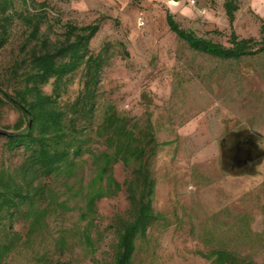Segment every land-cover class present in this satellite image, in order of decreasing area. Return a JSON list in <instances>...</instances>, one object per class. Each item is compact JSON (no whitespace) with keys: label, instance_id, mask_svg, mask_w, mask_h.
Wrapping results in <instances>:
<instances>
[{"label":"rangeland","instance_id":"374dc122","mask_svg":"<svg viewBox=\"0 0 264 264\" xmlns=\"http://www.w3.org/2000/svg\"><path fill=\"white\" fill-rule=\"evenodd\" d=\"M224 2L16 0L18 12L27 15L47 10L41 30L54 43L63 40L68 23L98 22L90 48L104 56L105 64L95 116L91 126L85 125L83 155L70 170L36 181L48 191L36 204L38 219L16 214L10 224L0 216V243L9 242L5 224L13 230L12 248L1 264H114L116 216L129 217L125 183L131 169L115 163L112 173L121 188L97 201L94 210L87 206L99 167L95 156L109 150L106 137L93 128L112 110L138 137L152 132L158 143L150 167L160 219L138 241L132 264H215L210 254L217 251L264 264V155L243 168L235 161L239 140H253L264 153V53L240 60L200 53L167 22L171 12L182 28L225 46L231 45L233 30L240 38L260 40L264 0H239L233 28ZM29 31L17 19L10 42L0 50V86L7 91L19 85L10 70ZM83 78V69L71 77L62 104L77 98ZM44 90L51 94L52 85ZM20 117L13 106H1L0 131L15 132L5 128L14 127ZM3 137L0 172L24 161L22 149L9 151Z\"/></svg>","mask_w":264,"mask_h":264},{"label":"trees","instance_id":"16d2710c","mask_svg":"<svg viewBox=\"0 0 264 264\" xmlns=\"http://www.w3.org/2000/svg\"><path fill=\"white\" fill-rule=\"evenodd\" d=\"M42 7L45 8L46 4L43 3ZM224 8L233 28L239 0H225ZM46 18V9L41 14L27 15L18 12L16 0H0V50L10 42L17 19L30 29L22 46L23 53L10 70L11 78H16L19 85L12 92L0 86V107L8 104L21 113L14 127L5 128L15 132L0 134V138L4 136L6 139V149H22L24 155V161L14 170L0 172V216L10 224L16 214L24 213L26 219H38L41 212L36 204L41 197L48 195V191L45 184L37 186L36 181L52 177L64 169L70 170L77 157L83 155L85 129L87 125L91 126L95 116L100 76L105 64L104 56L95 55L90 48L92 39L100 30L98 22L82 27L68 23L63 40L54 43L41 30ZM167 22L172 32L200 53L223 60H240L264 53V22L260 40L240 38L233 30L230 46L182 28L171 12L167 13ZM32 43L34 45L28 50ZM81 69L84 78L80 93L74 101L62 104L71 77ZM50 85L53 90L48 94L44 88ZM125 122L112 110L98 128H93L99 136L106 137L109 150L95 156L99 167L87 204L90 211L94 210L97 201L121 188L112 173L115 163L122 162L131 169V177L125 183L129 217L116 216L118 242L114 264H132L138 241L148 236L149 229L160 219L153 206L156 179L150 167V158L156 154L158 143L152 132H143V136L138 137ZM105 180L107 186L103 185ZM12 231L10 225L5 224V237L9 242L0 243V264L12 248ZM210 257L215 264H257L238 260L226 251L213 252Z\"/></svg>","mask_w":264,"mask_h":264},{"label":"flooded vegetation","instance_id":"af4514ba","mask_svg":"<svg viewBox=\"0 0 264 264\" xmlns=\"http://www.w3.org/2000/svg\"><path fill=\"white\" fill-rule=\"evenodd\" d=\"M236 149L237 155L235 161L238 163L240 168L257 162L264 155V153L259 150L258 144L249 139L239 140L238 144L236 145Z\"/></svg>","mask_w":264,"mask_h":264},{"label":"built area","instance_id":"2783aa9c","mask_svg":"<svg viewBox=\"0 0 264 264\" xmlns=\"http://www.w3.org/2000/svg\"><path fill=\"white\" fill-rule=\"evenodd\" d=\"M193 3H194V1H193ZM139 25L140 26H144L145 25V21L142 18L139 21Z\"/></svg>","mask_w":264,"mask_h":264},{"label":"water","instance_id":"95a60500","mask_svg":"<svg viewBox=\"0 0 264 264\" xmlns=\"http://www.w3.org/2000/svg\"><path fill=\"white\" fill-rule=\"evenodd\" d=\"M0 134H5V133L0 131Z\"/></svg>","mask_w":264,"mask_h":264}]
</instances>
